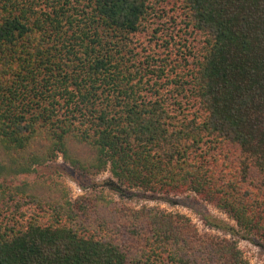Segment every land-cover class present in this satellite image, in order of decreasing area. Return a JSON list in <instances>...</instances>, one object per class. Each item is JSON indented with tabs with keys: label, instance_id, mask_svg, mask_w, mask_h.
Instances as JSON below:
<instances>
[{
	"label": "trees",
	"instance_id": "16d2710c",
	"mask_svg": "<svg viewBox=\"0 0 264 264\" xmlns=\"http://www.w3.org/2000/svg\"><path fill=\"white\" fill-rule=\"evenodd\" d=\"M134 191L264 242V0H0V264H251Z\"/></svg>",
	"mask_w": 264,
	"mask_h": 264
},
{
	"label": "rangeland",
	"instance_id": "374dc122",
	"mask_svg": "<svg viewBox=\"0 0 264 264\" xmlns=\"http://www.w3.org/2000/svg\"><path fill=\"white\" fill-rule=\"evenodd\" d=\"M39 172L43 175L63 177L74 198L90 192L93 185H104L107 192H112L107 185L110 180L114 181L109 171L98 175H86L66 164L62 158L40 167ZM122 194L125 195L121 196V193L116 192L112 195L116 201L132 207L157 206L171 213L184 214L196 224L201 233L236 240L244 257L251 264H264V242L246 234L230 216L193 193L169 197L151 196L139 191Z\"/></svg>",
	"mask_w": 264,
	"mask_h": 264
}]
</instances>
